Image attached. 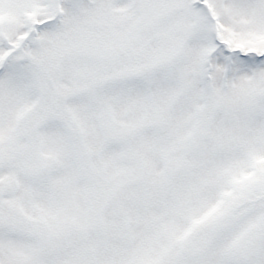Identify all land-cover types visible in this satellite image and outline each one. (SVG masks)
<instances>
[{
  "label": "snow or ice",
  "instance_id": "obj_1",
  "mask_svg": "<svg viewBox=\"0 0 264 264\" xmlns=\"http://www.w3.org/2000/svg\"><path fill=\"white\" fill-rule=\"evenodd\" d=\"M0 264H264V0H0Z\"/></svg>",
  "mask_w": 264,
  "mask_h": 264
}]
</instances>
